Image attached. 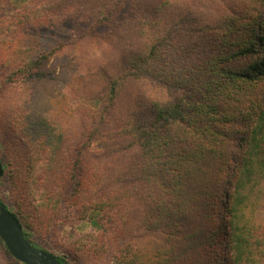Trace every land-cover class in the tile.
<instances>
[{
  "label": "trees",
  "instance_id": "16d2710c",
  "mask_svg": "<svg viewBox=\"0 0 264 264\" xmlns=\"http://www.w3.org/2000/svg\"><path fill=\"white\" fill-rule=\"evenodd\" d=\"M15 1L0 202L25 236L68 264H264V0ZM73 217L94 229L41 242Z\"/></svg>",
  "mask_w": 264,
  "mask_h": 264
},
{
  "label": "rangeland",
  "instance_id": "374dc122",
  "mask_svg": "<svg viewBox=\"0 0 264 264\" xmlns=\"http://www.w3.org/2000/svg\"><path fill=\"white\" fill-rule=\"evenodd\" d=\"M16 6L15 0H0V18L13 10ZM75 24L71 20H66L62 23H52L43 28H30L25 34L23 39V45L31 51L30 53L36 52L38 49L46 48L52 43H55L58 40L66 38L74 28ZM21 51V50H20ZM22 54H26L24 51ZM43 84V85H42ZM39 82L35 84L36 90L38 89L40 94L43 96H47L51 92L54 91L52 89V83H42ZM86 105L97 107L98 104L95 102H87L84 101ZM92 148L96 150L98 148L97 143L93 144ZM2 150V143L0 141V154ZM1 193V190H0ZM94 229L93 224L90 221H79L73 217L67 224L62 225L56 231L57 234L55 237H48L47 239H43L42 243L46 242V245L50 246H64L73 240L76 236L81 233L91 231ZM44 241V242H43ZM54 249V248H53ZM0 264H12L11 260L7 257L4 252V248L0 243Z\"/></svg>",
  "mask_w": 264,
  "mask_h": 264
},
{
  "label": "water",
  "instance_id": "95a60500",
  "mask_svg": "<svg viewBox=\"0 0 264 264\" xmlns=\"http://www.w3.org/2000/svg\"><path fill=\"white\" fill-rule=\"evenodd\" d=\"M2 164L0 162V177ZM0 238L9 253L24 264H68L51 252L37 247L24 234L23 227L13 212L0 202Z\"/></svg>",
  "mask_w": 264,
  "mask_h": 264
}]
</instances>
